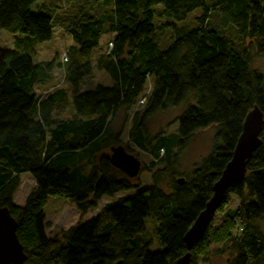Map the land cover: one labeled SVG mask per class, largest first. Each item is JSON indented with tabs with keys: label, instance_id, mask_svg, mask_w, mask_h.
I'll return each instance as SVG.
<instances>
[{
	"label": "trees",
	"instance_id": "16d2710c",
	"mask_svg": "<svg viewBox=\"0 0 264 264\" xmlns=\"http://www.w3.org/2000/svg\"><path fill=\"white\" fill-rule=\"evenodd\" d=\"M36 1L0 0V30L21 35L12 48H0V208L6 207L17 222L25 261L28 249L40 251L49 243L42 209L47 196L62 195L84 213L102 197L140 187L114 168L107 155L97 154L120 145L121 130L113 132L111 121L118 112L133 109L150 77L144 105L131 118L129 140L165 167L153 173L147 188L106 203L104 217L68 229L51 261L172 264L183 256L184 234L211 197L246 114L257 106L263 115L260 145L246 162L243 180L228 189L238 206L225 211L216 230L210 223L189 250V264L215 242L221 244L214 253L230 254L226 264H264V75L251 68L240 43L206 25L215 12L221 27L232 26L240 40L256 42V55L264 59V0H105L102 10L79 9L66 20L36 8ZM197 9L196 26H173L172 42L159 48L155 19L181 22ZM55 21L75 43L70 60L66 54V61L61 58L71 91L68 119L57 117L67 102L65 89L34 93L35 85L48 82L53 63L34 62L32 54L37 44L52 38ZM106 34L111 41L103 68L112 83L81 90V81L92 71L91 55ZM189 96L193 102L173 121L176 131L149 137L148 118ZM207 127L213 128L209 153L189 172H176L177 154L194 132ZM161 150L164 157H159ZM24 173L31 175L35 188L20 207L12 196ZM162 173L170 177L167 191L158 181ZM147 217L156 222L161 251H150L151 241L142 236Z\"/></svg>",
	"mask_w": 264,
	"mask_h": 264
},
{
	"label": "rangeland",
	"instance_id": "374dc122",
	"mask_svg": "<svg viewBox=\"0 0 264 264\" xmlns=\"http://www.w3.org/2000/svg\"><path fill=\"white\" fill-rule=\"evenodd\" d=\"M105 0H99L95 4L93 0H37L36 8L49 9L54 18L58 20L63 17L64 20L70 18L75 13L79 12V9H87L91 7L92 11H100L103 9ZM201 13L200 9H197L190 13L187 18L181 22H171L167 19H155V38L157 39L159 48L163 49L172 42V27H185L193 28L196 26V17ZM55 18V19H56ZM207 26L215 28L225 37L238 42L249 53L251 58V68L262 75H264V59L256 55L257 43L252 42L249 39L240 40L235 29L232 26L221 27L219 18L215 12H212L208 17ZM173 27V28H174ZM21 37L20 34H13L5 30H0V48H12L13 41L16 38ZM111 41V35L106 34L100 38L98 47L91 55L92 71L88 77H85L80 84V89L85 90L92 88L96 84H102L109 86L112 80L103 68L104 63L108 61V43ZM75 43L72 41L70 35L65 29L55 21L53 27L52 38L49 41H45L37 44L34 48L32 57L34 62L48 61L53 63V70L50 74L48 82L44 84H37L34 87V93L37 96H44L47 93L62 88L67 91V102L63 105L62 111L57 117L62 119H68L72 117L73 111L70 105V87L65 77L66 63L61 61V55L66 54L70 60V55L73 52ZM101 57L100 62L97 59ZM152 80L147 78L144 85L143 94L139 97L136 105L127 113L123 111L118 114L111 121V129L113 132L121 130L120 145L123 146L126 152L135 156L140 162V169L134 180L138 182L140 187L137 190H130L125 193L119 192L112 198L102 197L97 202L96 206L87 209L82 213L76 205L68 201L62 195L47 196L42 206L45 214L44 230L47 238L49 239L48 245L40 251L27 250L29 256L27 261L23 264H53L50 259L51 252L58 248V245L63 241V235L66 231L78 224L87 221L96 216L104 217V206L106 203L115 200L120 196H130L136 193L138 190L147 188L153 180V173L160 171L166 165V163H160L158 159L154 158L149 153H146L139 149L133 142L129 140V130L131 129V118L134 112L140 110L144 103H141L143 95L148 93L151 89ZM193 102L192 97H188L186 101L179 104L176 107L169 108L164 111H159L148 118L146 121V130L149 137L154 135H167L176 131V123L173 121L181 114L187 103ZM213 128L207 127L205 129L198 130L192 134L189 139L187 147L177 154L175 159V171L178 173L189 172L194 164L198 163L203 157H205L212 144ZM172 152L171 155H174ZM102 154L108 157L111 154L110 148L105 149L97 154V158ZM165 153L161 150L159 157H164ZM153 163V166H151ZM90 166L85 165L84 171L88 172ZM133 179V178H131ZM170 177L168 173H162L158 175V181L160 186L168 190V182ZM35 188V182L30 174L24 173L19 175V185L15 190L12 201L17 206H23L26 197ZM238 198L232 194L227 195L225 202H222L219 210L215 212V215L211 221V226L216 230L222 223L224 213L228 209H235L238 206ZM142 236L151 241L148 249L150 251H161L164 247L159 243L156 237V222L150 217L146 218L145 229ZM220 242H215L210 245L204 251H200L195 264H226L227 259L230 257L229 252L214 253L213 250L220 246ZM202 252V253H201ZM206 259V261H205Z\"/></svg>",
	"mask_w": 264,
	"mask_h": 264
},
{
	"label": "water",
	"instance_id": "95a60500",
	"mask_svg": "<svg viewBox=\"0 0 264 264\" xmlns=\"http://www.w3.org/2000/svg\"><path fill=\"white\" fill-rule=\"evenodd\" d=\"M263 124V115L257 106L246 114L241 133L237 139L230 160L223 168L219 178L212 186V194L204 208L194 219L184 234L183 240L187 252L172 264H189V250L198 243L210 225L218 207L225 200L232 184L243 180L246 162L260 145L259 134ZM110 164L129 178H134L139 172L140 162L132 154L126 152L123 146L110 148ZM17 222L6 207L0 208V264H22L26 255L16 234Z\"/></svg>",
	"mask_w": 264,
	"mask_h": 264
},
{
	"label": "built area",
	"instance_id": "2783aa9c",
	"mask_svg": "<svg viewBox=\"0 0 264 264\" xmlns=\"http://www.w3.org/2000/svg\"><path fill=\"white\" fill-rule=\"evenodd\" d=\"M110 46H111V45H110ZM61 58L63 59V61H66V60H67V57H66L65 54H62ZM145 100H146V96L144 95V96L142 97V99L140 100V102H141V103H144Z\"/></svg>",
	"mask_w": 264,
	"mask_h": 264
}]
</instances>
